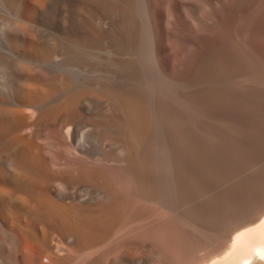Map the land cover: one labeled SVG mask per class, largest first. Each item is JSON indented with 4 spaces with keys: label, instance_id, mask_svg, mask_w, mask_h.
<instances>
[{
    "label": "bare ground",
    "instance_id": "1",
    "mask_svg": "<svg viewBox=\"0 0 264 264\" xmlns=\"http://www.w3.org/2000/svg\"><path fill=\"white\" fill-rule=\"evenodd\" d=\"M78 1L83 7H75L74 13L89 34L99 31L102 19L117 14L125 46H133L135 15L130 0ZM6 2L22 9L21 16L9 23L8 35L14 50H26L30 60L19 67L13 58L0 55V67L11 77L0 89V227L7 238L0 264H164L156 249L148 251L145 246L143 254L131 255V246L125 245L111 256L105 252L108 258L102 262L84 261L97 255L99 249L101 253L106 250L109 240L100 248L101 241L118 229L121 214V223L131 224L162 213L197 232V243L190 244L176 264H264V65L249 53L227 50L223 58L217 57L219 60L208 65L194 89L174 95L184 108L173 103L171 94L149 95L125 78L115 81L118 83L92 78L79 82L98 86L105 93L98 102L83 96L66 74L73 63L67 59L70 56L65 47L80 46L77 50L81 52H93L94 39L82 43L60 35L58 29L66 25L69 15L58 0ZM46 10L56 17L57 30L36 25L38 14ZM32 72L49 74L54 87L41 89V95L36 93L34 84L38 82L21 80ZM248 75L255 78L254 87L246 84ZM81 115L98 117L103 137L98 144L93 143L92 135L87 144V140L81 145L77 142ZM214 121L226 130L216 129ZM68 125L73 126L71 134L64 130L71 137L64 140L60 132ZM50 128L59 134L46 136L44 132ZM41 144L61 152L74 147L72 150L82 155L100 156L111 163L123 160L126 174L117 179L101 166L64 175L65 164L59 166L64 168V176L50 177L44 190L38 191L44 178L51 176ZM30 168L34 173L26 175ZM121 183L127 185L125 195L119 188ZM32 201L38 205L35 214L27 211ZM143 204L148 207L142 208ZM27 215L50 218L57 224V236H42L40 251L30 253L28 262L14 247L15 224L21 225Z\"/></svg>",
    "mask_w": 264,
    "mask_h": 264
},
{
    "label": "rangeland",
    "instance_id": "2",
    "mask_svg": "<svg viewBox=\"0 0 264 264\" xmlns=\"http://www.w3.org/2000/svg\"><path fill=\"white\" fill-rule=\"evenodd\" d=\"M77 1L78 0H58L59 5L63 6L64 10H66L69 15L66 25L58 30L60 31V35L63 38L75 37L82 43L86 42L87 38H92L94 39L93 46L95 47L93 52H91L90 50L81 52L79 51L80 46L65 47V49H67V52L69 50L67 56L70 57H67V59H70L71 64L73 63V65L66 69L67 80L69 82L75 83L78 90L81 92V94H83V96L97 99L98 102L102 101L103 95L105 93L98 86H86L79 82H82L83 80L89 78H92L97 82H115L124 80L122 78H125L131 80L130 83L132 85L137 86L139 89L145 91L149 95H161L167 97L169 94H171L173 103L178 107L184 108L186 107L185 104L182 103L181 100H178L177 96L174 98V95L182 93L184 94L190 89H194V85L198 83L197 81L200 80L208 65L223 58L227 50H240L241 52L249 53L264 65V0H130L132 4V10H134L135 15L134 47L125 46L123 29L118 23L117 14H112V17H110V19H102V26L99 27V31L96 30V33L93 35L89 34V32L86 30L85 25L82 24V21L79 20L80 18L77 16V14L75 15L74 13V11H76L77 9H75V7H83V4ZM191 1H193V4H191ZM78 3H80V6ZM21 10L22 9L19 5H14L11 7L10 5H8V2H6V0H0V55L10 57V59L13 58L12 61L15 63V65L19 64L17 65L19 67L24 66V64H29L28 62L30 59L28 57V52L26 50H14L13 42L10 41L8 34L10 33L9 23L21 16ZM40 13L38 14L39 17H37L38 22L36 23V25L39 24L43 29L46 28L48 30H57V28L54 26L57 22V19L54 16L53 12L48 13V10H46ZM96 15L98 19L101 18V15L97 10ZM7 44L11 48H9ZM42 47L50 48L53 46ZM7 48H9L12 52L7 51ZM71 53L74 55H72ZM3 69L5 70L4 67H0V89L3 84H7V82H9L11 78L10 73L7 70L4 71ZM36 73L37 72H32L31 75L28 74V76H22L21 80L29 83L38 82L36 85L34 84V86L37 87L35 88V92L39 95L42 94L39 92H42V90H44L45 88L50 89L54 87L55 84L51 82V77L49 76V74L40 75ZM134 73L136 74L134 78L128 77L129 75L131 76ZM4 75H8L9 77H5ZM27 77L30 78H28L30 81H28ZM251 78L252 75H248L245 77L246 84L247 82L248 84L250 82V84L247 85L254 87V84L252 82L255 78ZM259 79L262 80V77L260 76ZM41 81V85L45 86L42 87L40 85ZM256 86L257 83H255V87ZM58 88H60V85H57V89ZM79 118L83 123L81 126H79L78 135L76 137L77 142L81 145L83 143L85 144L87 140V144L90 141L89 137L92 135L95 139L94 140L92 138L93 143L98 144L99 139L103 138L102 131L100 129L101 126L98 123V117L96 118L95 116L88 117L81 115ZM212 125L218 130H226L224 129L225 127L222 126L223 124H220L219 121H214ZM69 127L70 129L68 130L67 128ZM72 128L73 126L71 127L70 125H68L63 128V130L66 129L68 132L70 131L69 134H71ZM50 129L44 132L46 136H50L51 138L52 136L54 137V135L56 136L59 134V131L56 132L54 128L53 130ZM66 130L62 131V134L60 132V135L63 136L62 138L65 137L64 140L71 137V135H69ZM89 130H91V132ZM116 130H118L120 134L122 133L120 129ZM52 132L55 133L53 134ZM64 134L66 136H64ZM40 146L44 149L43 156H45V159L47 158L44 163L48 165V170L50 171L51 176H47L46 179L44 178V182L38 185V191L44 190V186L49 180H51L49 179L50 177H55V175L56 177L64 176L68 172L77 175L78 172V174H80L87 169H92L95 167L99 168L102 166V168H105L107 173L110 171L111 173L109 172V174L113 175L117 179L122 178L124 174H126L123 160H120L121 162L112 161L111 163V161H102L100 156L88 157L85 154L82 155L81 151L77 149L72 150L75 149L74 147H70V150L67 151L69 152V154H66L67 152H61L54 146L50 147L46 144H41ZM49 149L51 153L48 151ZM70 153L75 154L67 156L70 155ZM52 155L55 157H53ZM53 158L56 159L55 162ZM60 160H63L64 162H61ZM67 160L68 162H66ZM52 161L54 162V165L52 164L54 167H52L50 163ZM59 163L64 164L59 165ZM68 164L71 165V167ZM55 165H57L58 167L65 166L67 171H62L64 169L63 167L58 168ZM86 165H88V167ZM69 167L70 169H67ZM74 167L80 169H75ZM58 169L59 171H57ZM74 169L76 170V174ZM32 170L33 169L31 168L28 169V174L26 175L34 173V170ZM62 172H65V174ZM40 185L41 187L43 185V187L40 188ZM126 186L127 185L125 183H121L119 185V188L121 187L120 189L123 190V195H125L124 190ZM32 203L37 208L33 207L34 205H32ZM32 203L27 206V211H29V214H35L36 209H38V205L36 204V202L34 203V201H32ZM145 205L146 204H143L141 205V207H148L147 205ZM29 206H32L33 208H30ZM28 215L27 218L25 217L26 220H21V225L17 223L15 224L14 228V247L16 248L20 258L25 255L24 259L27 262L29 259L28 255H30V253L35 254L40 251V245L42 244V240L40 239L43 238L42 236H44L46 239H49L50 236L52 237L55 235V229L57 225L55 220L53 219L43 218L39 215H34L35 217L33 215ZM120 216L122 222L123 215L121 214ZM121 222L118 229L113 232V234L110 233L101 241L102 244H100V248L104 246L103 244H107L106 242L108 240V244L111 245L108 248V244L107 246L105 245L106 247L104 248H106V250L104 249L101 253V251H99L101 249H99L98 251H96L97 255L93 253L95 256H90L92 257V259L88 257V259L90 258L89 261L88 259L84 261L88 263H94L93 261L99 260V262H102L106 260L108 256H111L113 252L115 254L120 246L122 247L125 245V247L131 246V255L143 254L145 246H148V251L152 248L158 251L160 257L162 256L161 259L164 261V264H176L178 259L184 254V252L189 250L191 246H194L197 243V240L194 239L195 236L197 239V232L177 221L175 217L169 214L165 215L162 213L159 216L149 218L148 220L143 222H138L136 220L131 224H129L128 221H126L127 223L125 221L123 223ZM141 223H143V225ZM139 225L142 227H140ZM23 227L27 231H25ZM128 227H130V229H128ZM119 232L123 235H120ZM56 236L57 233L55 237ZM112 238H115V240H121L118 242L116 240L115 242L114 239L112 241ZM6 240L7 238L4 233V227L2 228L1 226L0 255L3 253V246ZM113 242H115L116 244H112ZM28 244H30L31 247L28 246ZM29 248L31 251L28 250ZM112 248L116 249L113 250ZM140 249H142L141 253L139 251ZM25 252L27 255L25 254ZM105 252L108 254V256ZM173 253L174 256L172 255ZM172 257L174 258L172 259Z\"/></svg>",
    "mask_w": 264,
    "mask_h": 264
}]
</instances>
